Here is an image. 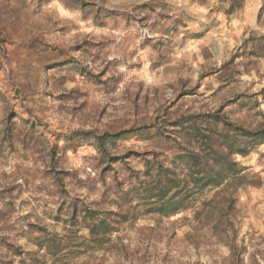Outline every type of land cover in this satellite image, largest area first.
Segmentation results:
<instances>
[{"label": "rangeland", "instance_id": "374dc122", "mask_svg": "<svg viewBox=\"0 0 264 264\" xmlns=\"http://www.w3.org/2000/svg\"><path fill=\"white\" fill-rule=\"evenodd\" d=\"M209 116L230 178L109 225L185 180ZM0 264H264V0H0Z\"/></svg>", "mask_w": 264, "mask_h": 264}, {"label": "trees", "instance_id": "16d2710c", "mask_svg": "<svg viewBox=\"0 0 264 264\" xmlns=\"http://www.w3.org/2000/svg\"><path fill=\"white\" fill-rule=\"evenodd\" d=\"M256 50L257 54L262 55V49L260 47H257ZM220 118L221 117L216 118L215 116L208 117V120H212L214 123L213 130L208 128L206 133H199V136L203 138L201 149L198 150L199 152L197 153L195 151L187 152L186 156L183 158L187 161L188 165L187 175L184 177V181H181L178 176L169 173L170 171L164 170L162 172L159 171V174L154 177L153 181H151L150 184H145L142 189H137L133 186H130V190L123 192L120 198H118V211L116 213L108 214L110 216L118 218V220L109 221L110 224H108H118L124 222L130 217L129 215L131 208L127 209V211H123V209L125 205H128V203H130L129 195L131 193L138 194L140 191H142V194L146 195L145 198L141 199V202L144 203L143 205H147V207L156 206L159 209H165L168 215H172L177 211V205L180 202L190 198L188 196L191 193V188L189 189L190 185L194 189H205L209 186L218 187L222 184V182L227 181L230 177L222 174V165H225L227 163L229 164L228 160L232 155L237 154L236 151H239V149H241V151L245 150H242L243 145L240 143L238 144V148L236 149V151L230 149H227L225 151L219 150L222 145H225L228 142V138L230 137V134H228V132L224 133L217 130L216 125L219 123L223 126H226L223 120H221L222 122L220 121ZM195 131L197 132L198 130ZM233 133H235V131ZM233 133L231 136L234 135ZM119 137V134H105L98 138V141L100 142L99 145L100 147H102L105 141L116 142ZM208 162H210V164ZM234 174L238 175L239 172L237 171ZM234 174L233 177L235 176ZM147 175L150 179V174L148 173ZM55 181L59 185L63 184L62 178H56ZM213 200H216L217 203H225L227 206L226 209L228 211H232L235 205V198L233 197V193L218 191L213 195ZM167 204L169 205V207H164ZM73 211H75V209ZM93 215H97V213L95 212V214ZM87 216L88 215L83 216L82 219L84 220ZM76 218V216H72L73 221H75ZM108 224L107 221L104 222L102 220L88 224L87 230L89 231L93 244H96L100 241L98 240L99 233H101L102 235H106L111 232ZM39 247H44V249L48 251V254H50L51 256H57L59 250L61 249V246H59V244L53 242L49 243L47 246H43V244H40Z\"/></svg>", "mask_w": 264, "mask_h": 264}]
</instances>
